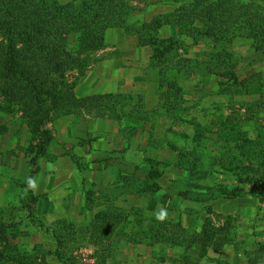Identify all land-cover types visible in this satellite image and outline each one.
<instances>
[{"label": "rangeland", "instance_id": "rangeland-1", "mask_svg": "<svg viewBox=\"0 0 264 264\" xmlns=\"http://www.w3.org/2000/svg\"><path fill=\"white\" fill-rule=\"evenodd\" d=\"M191 1L130 0L131 20ZM160 34L177 41L171 63L151 65V47L108 28L104 48L63 71L76 97L121 94L115 105L57 110L45 93L32 100L22 78L0 77V264H264V46L230 45L247 93L202 76L200 64L179 74L186 109L172 122L158 77L175 78L180 58L204 60V43L171 23ZM8 38L0 28V42ZM224 148L240 158H225L226 169Z\"/></svg>", "mask_w": 264, "mask_h": 264}, {"label": "trees", "instance_id": "trees-1", "mask_svg": "<svg viewBox=\"0 0 264 264\" xmlns=\"http://www.w3.org/2000/svg\"><path fill=\"white\" fill-rule=\"evenodd\" d=\"M134 11L130 0H73L66 3L58 0H0V28H5L9 34L7 42H0V77L3 80L15 75L22 78L33 91L32 100H43L39 94L45 93L52 97L53 107L57 110L72 113L98 108L106 104V100H114L115 105L121 102L115 100L121 94L76 97L63 77V71L69 67H81L83 54L104 48L108 28H122L135 35L140 46L151 47V65L171 63L177 56V41L160 34L161 27L171 23L181 28L193 43L203 42L205 55L202 61L178 59L176 63H185V66L182 71L178 66L173 79L165 71L158 77L159 100L172 122L182 121L180 114L186 109L179 74L183 76L185 72L195 71L198 64L202 76L224 77L228 86L237 88L236 93L248 92L251 80L248 77L239 79L235 72L237 57L230 45L237 39H249L255 50L263 48L264 0H192L171 13L156 15L150 21H132ZM33 68H37V75L32 74ZM52 74L49 83L46 80ZM45 136L51 139L49 134L45 133ZM252 143L255 149L262 145L255 140ZM224 150L228 153L220 160L223 161L222 168L226 169L225 158L233 157L231 161L240 158L231 149ZM41 153L44 154V149ZM249 158L251 156L246 155L245 159ZM148 177L154 181V190H157L156 179L160 177L157 168L152 167ZM226 194L228 197L234 195L232 191ZM88 196L87 200H90ZM31 198L37 201L36 196Z\"/></svg>", "mask_w": 264, "mask_h": 264}, {"label": "clouds", "instance_id": "clouds-1", "mask_svg": "<svg viewBox=\"0 0 264 264\" xmlns=\"http://www.w3.org/2000/svg\"><path fill=\"white\" fill-rule=\"evenodd\" d=\"M28 183H29V186H30V187L35 188V181H34L33 178H29V179H28ZM155 215H156V218H157L158 220L163 221V220H165L166 217H167V212H166V210L161 209V210H160L159 212H157Z\"/></svg>", "mask_w": 264, "mask_h": 264}]
</instances>
